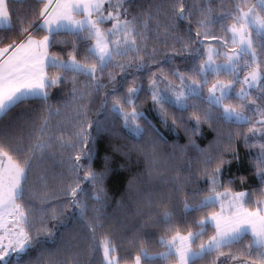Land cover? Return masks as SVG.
Listing matches in <instances>:
<instances>
[{"label": "trees", "instance_id": "trees-1", "mask_svg": "<svg viewBox=\"0 0 264 264\" xmlns=\"http://www.w3.org/2000/svg\"><path fill=\"white\" fill-rule=\"evenodd\" d=\"M236 2L237 0H127V15L120 9L121 18L130 20L143 34L136 36V42L142 49L138 55L144 58L147 67L139 71L135 67L118 68L115 62L125 66L130 62H139L134 60L136 53H129L127 57L117 56L101 78L106 87L99 91L94 88L90 77L68 73L66 81L49 90L47 103L51 106L53 115L47 132L40 131L39 126L48 113L42 110L38 101L16 106L0 118V147L19 160L21 166L28 153L15 152V148H30L36 143L37 137L45 142L52 137L51 147L45 150L42 157L38 155L34 160L29 173L26 198L19 201L37 229L41 227L42 214L52 213L53 210L64 222L52 219L46 221L47 228L57 234L46 242L42 240L41 244L33 248L24 257V264H105L101 251V243L105 241L114 247L113 253L120 262H132L141 255L142 264H168V258L156 255L151 256L153 259H148L142 253L144 250L150 253L161 250L164 248L158 240L161 236L196 228L194 221L215 209L216 206L212 205L197 212L184 211L185 200L190 204L198 203L209 192L207 176L211 170L221 166L220 176L228 181L224 186L235 191L246 190L250 198L264 192L261 188L264 183L260 182L251 164L252 154L244 139L243 126L240 128L236 123L223 119L218 121L224 126L232 123V150L223 151L212 145L209 148V143L215 137L214 127L217 124L203 125L201 132L196 133L191 141L184 130L187 124L193 126L190 118L185 121L186 126L174 125L168 118L171 124L166 126L148 107L145 108L148 118L141 116L140 121L151 119L155 124L148 130L151 132L135 136L124 127L121 117L112 112L111 103L104 104L105 99H122L131 81L141 82L148 77L150 70L160 66L168 67L172 62L178 64L183 55L177 56L175 53L181 52L184 44H190L193 49H202L204 43L201 45L196 41H206L203 34L196 38L189 32L191 27L193 31L202 33L198 24V20L204 18L201 10L210 7L211 13L229 11L234 9ZM174 4L190 10V24L175 20ZM42 8L43 4L39 0H7L13 27L0 28V37L3 38L0 45L18 42L26 35L19 32L17 18L29 21L23 26L32 35L42 34L43 30L33 31L29 27L30 23L39 22ZM133 17L136 19L132 20ZM145 21L147 28L143 27ZM58 39L65 43L51 45L50 54H58L62 59L74 55L81 63L89 65L99 63L94 57L86 58L85 42L75 36L61 35ZM181 39L183 45L179 43ZM73 42L77 45L75 50ZM89 43L94 44L95 39ZM169 57H172V61ZM156 61L160 63L157 64ZM59 71L48 70L49 75H55ZM109 74L116 79L111 80ZM140 74L144 76L140 78ZM73 75L76 76L75 82L72 81ZM113 86L117 91L106 96ZM73 89L76 90V99L73 98ZM148 105L150 101L145 107ZM56 108L60 110L59 115L55 114ZM172 108L169 109L173 110ZM81 132L85 137L83 140L80 138ZM62 142L64 146H61ZM129 148H133V152L129 150L124 156ZM88 150L93 153L91 161L83 158V152ZM76 156L82 157L79 161L83 166L80 174L72 168ZM207 156L212 157L211 163H205ZM147 157L153 164L145 173ZM89 170L103 175V180L96 186H91L82 179ZM77 183L84 190L79 194L81 199L87 202L84 219L73 209L67 196L68 189ZM192 190L199 192V196L193 198ZM94 192H99L102 199L93 200ZM166 212L172 213V219L168 223L161 219ZM206 232L205 236L211 235L212 227H208ZM32 234L36 235L35 232ZM247 244H250L248 235L240 243L230 246L231 249L226 247L229 249L227 253L236 256L243 255L246 251L243 255L246 259L257 260V257L248 255L245 249ZM241 250L244 252H240ZM214 254L212 252L197 259L195 264H215Z\"/></svg>", "mask_w": 264, "mask_h": 264}, {"label": "snow or ice", "instance_id": "snow-or-ice-1", "mask_svg": "<svg viewBox=\"0 0 264 264\" xmlns=\"http://www.w3.org/2000/svg\"><path fill=\"white\" fill-rule=\"evenodd\" d=\"M43 4V8L39 12V22H32L29 27L33 31L43 30L47 32L40 39H36L29 29L23 25L29 23L27 19L17 18L19 24V32L24 35V39L19 42H13L6 47L0 48V118L14 107L26 102H39L42 110L47 111L48 115L43 117V122L40 124V131L47 132L50 117L53 115L51 106L48 105L50 89L58 87L68 79V73L84 74L91 78L94 88L99 91L106 87L101 82V78L107 69L113 65L115 57H127L129 53H136L134 60L139 63H129L127 66L115 62L118 68L135 67L137 71L147 67L144 63V58L138 54L142 50L136 42L137 35L140 33L138 27L128 19L121 20L120 9H123L127 15L125 4L127 0H39ZM244 5L248 4V0H242ZM242 3L236 4L235 11L223 13L218 17L211 15V8L201 10L203 19L198 20V24L204 30L193 31L189 27L191 36L199 38L202 34L204 39L208 38V26L224 20L226 17H231L235 21L229 25H222L226 31L230 33V39L223 37H213L217 43L223 45L226 49L221 52L218 48H208L206 52H202L200 48H191L190 44H184L181 52L175 55H184L187 53L192 57L206 55V59L202 63H197L192 66L191 70L202 77V83L194 80H189L188 77L181 74L179 69H174L172 75L176 76L181 81H187L182 84L181 88L185 90L172 92L170 95L167 90L156 91L157 81L153 79L150 87L152 88V100L164 109L166 103L177 105L187 109L189 107H198V105L189 101L194 98L205 100L209 107L204 115L205 120L224 119L227 122H234L237 125L251 123V118L247 115L245 109L250 108L254 112L258 109L255 100L248 101V97L253 90L258 91L259 98L264 100V0H257L244 10ZM105 4L116 9L115 12L108 11L105 14ZM174 18L177 21L191 23L189 19L190 10L183 7H178V4L173 5ZM77 14L82 16L77 19ZM95 14V19L93 15ZM133 17L132 20H135ZM115 20L113 26L107 29V32L101 29L100 25L105 21ZM13 27L11 16L7 9L6 0H0V28ZM143 27L147 28V22H143ZM176 25H173L175 28ZM255 32V35L253 34ZM120 35V39H111ZM61 35L75 36L78 40L85 42L84 47L87 52L86 58H95L99 61L98 64H84L70 55L68 59H62L58 54L49 53L48 49L51 45L62 44L65 41L58 39ZM95 43H89L92 39ZM3 38L0 37V40ZM146 39V37H145ZM199 44H203L204 40H197ZM181 43H183L181 39ZM231 43L234 46L231 51H228V45ZM257 46L260 52L257 53ZM77 45L73 42V49ZM145 48L147 45L144 46ZM155 52V50H153ZM223 55L225 61L216 63L215 56ZM159 64V61H156ZM60 70L55 75H49L48 70ZM248 69V74L241 77V70ZM227 73L233 79L229 82L217 81L211 88L208 89L207 95H204V87L209 83L208 77ZM100 74L99 76L97 74ZM155 75V74H154ZM111 80H115L114 76L109 74ZM162 79L163 77H159ZM76 76H72V81L75 82ZM237 84H243L244 87L236 88ZM117 88L112 87L110 93H115ZM140 88L129 87L126 95L121 98L113 97L111 101L105 99L104 104L111 103L113 113L119 115L124 122V127L132 130L136 135H142L147 131L142 125L137 123L138 118L143 114L132 107V110L125 111L124 105H132L133 97L137 96ZM76 90L73 89V98ZM235 97L243 103L239 109L224 103L226 99ZM216 108L219 115H214L212 109ZM59 108L55 109V114L59 115ZM264 114V113H262ZM200 117H195L197 124L200 122ZM264 125V120L259 121ZM176 124V121H173ZM253 136L259 134L264 138V128L250 129ZM80 138L85 137L83 132L80 133ZM232 137H230L231 139ZM52 137L48 142L36 138V143L30 148L20 147L14 149L18 153H28L27 159L21 162L14 159L9 152L4 151L0 147V264H24V257L30 253L42 240L47 241L54 237L57 233L49 230L46 226L48 219L60 221V216L52 213H44L40 217L41 227L37 229L30 221L28 214L24 211L21 204L17 201L26 198L28 191L27 185L29 181V173L33 167L34 160L37 156H43L46 149L51 147ZM59 139V138H57ZM248 137L245 136V140ZM194 145V142H193ZM63 145V142L61 143ZM71 146V145H69ZM195 146V145H194ZM260 149L264 150V143L260 144ZM93 153L91 150L83 152V158L91 161ZM81 156L74 158L72 168L77 174L82 172L83 166L79 163ZM212 157L207 156L205 163H211ZM259 175L264 180V156L260 159L258 166ZM219 168L213 169V174L208 177V181L212 187L209 189L210 194L203 196L198 203L190 204L187 200L184 201V211L197 212L209 208L212 205L219 204L221 212H212L202 219L195 220L194 223L198 227V231H189L187 235H181L177 232L166 240L160 238V243L167 247L168 251L156 254L158 257L167 259L175 256L178 264H195L197 259L204 258L207 254L217 252V260L220 257L228 259H238L235 255L225 253L223 248L230 247L240 243L246 235H251L252 241L245 245V249L250 257L255 256L259 260V264H264V201L252 200L257 207L249 209L245 207L246 197L250 198V194L245 192L232 193L230 190L225 192H217L215 186L219 183L218 173ZM82 179L91 186H96L103 180V175L97 174L94 171H87L82 176ZM83 188L79 183L68 189L67 196L70 198V203L79 217L84 219L87 210V202L81 199L79 194L83 193ZM193 198L199 196V192L192 190ZM93 200H101L99 192H94ZM224 199L228 201L230 209L227 215L224 214ZM31 202V201H30ZM165 223L172 219V213L166 212L161 218ZM187 218H185V221ZM215 229V235L211 236L207 243H201L197 248L192 245L195 241L202 237L207 227ZM33 232L36 233L33 236ZM105 264H116V261L109 258L110 253L115 249L110 242L105 241L102 245ZM144 255L148 259L153 257L148 256L146 250ZM136 264H140L141 257L135 258ZM241 264H257L256 260H244Z\"/></svg>", "mask_w": 264, "mask_h": 264}, {"label": "rangeland", "instance_id": "rangeland-1", "mask_svg": "<svg viewBox=\"0 0 264 264\" xmlns=\"http://www.w3.org/2000/svg\"><path fill=\"white\" fill-rule=\"evenodd\" d=\"M240 2L242 3V0H237L236 4ZM257 0H248V4L244 5L242 3V6L244 7V10L247 11V8L253 4H256ZM236 4L234 9L229 10V11H217L216 13H211V15L213 17H218L223 13H228L230 11H235L236 8ZM105 8V14H107L108 11H112L115 12L116 9L109 7L108 4H106L104 6ZM264 14V13H262ZM96 18V17H95ZM121 20H123V18H121ZM235 21L233 20V18L231 17H226L224 20L219 21L215 24H211L208 26V38L206 39V41L204 40V44L202 45V52H206V50L208 48H218L221 52H224L226 49L223 47L222 44L217 43L215 39H213V37H223L224 39H230V33H228L225 29V27H223L222 25H229L234 23ZM115 23V20H110V21H105L104 23H102L100 25L101 29L104 30L105 32H107V29L111 28L113 26V24ZM203 29H202V33H203ZM255 35V32L253 33ZM121 36L118 34L116 37H112L111 39H120ZM181 41L179 40V43ZM183 45V43H182ZM233 47H237L232 45L231 43H229L227 50L231 51V49ZM184 46L182 47L183 50ZM192 48V46H191ZM260 52V48L257 46V53ZM168 58V57H167ZM170 60L172 61V57H169ZM207 57L206 55H202L199 57H192L187 55L186 53H184L183 56H181V58L179 59V63L175 64L174 62H172V65L165 67V66H160L158 68H155L153 71L150 70L148 73V77L146 79H142V83L139 81H131V83L129 84V87H138L140 88L139 93L137 94V96H134L133 99V104L124 105L125 111H131L132 107H135L137 111L141 112L144 117H147L148 113L145 110V108H150L160 119V121L162 122V124H165L166 126H170L171 122L173 124V121H176L175 125L178 124H184V126H186L187 122H185L186 120H189L191 122H193V126H189L187 124V127L184 129L185 133L187 134L189 140L193 141V138L195 136L196 133H200L201 132V127L203 125H210V124H217L216 127H214L215 131V137L214 139L209 143V148L212 146L214 147H219L221 148L223 151H229L232 150L230 147V137H231V125L232 123H229L228 125L224 126L222 124H220L218 121L220 119H212V120H205L204 119V115L208 110V103L205 100H202L200 98H194L193 100H190L189 103L192 104H196L198 105V107H189L187 109L181 108L177 105H173L170 103H166L164 105V109L162 110L160 105L156 104L153 100H152V88L150 87L151 85V81L153 79H156L157 81V89L156 91H161V90H167L169 95L172 92L175 91H180V90H185L182 89L181 86L182 84H186L187 81H181L180 79H178L176 76L172 75V72L174 69H179L180 73L185 75L186 77H188L189 80H194L198 83H202V77L200 75H198L197 73L193 72L191 70L192 66H194L197 63H202L203 60H205ZM214 60L216 63H221L225 61V57L223 55L220 56H215ZM155 74V75H154ZM248 74V70L242 69L241 70V77H243L244 75ZM144 76V74H140V78H142ZM163 77L162 79H160L159 77ZM233 79V77L229 76L227 73H220L219 75H213V76H209L208 80L209 83L204 87V95H207L208 89L211 88V86L216 83L218 80L219 81H224V82H229ZM128 87V88H129ZM241 87H244L243 84H237L236 88L239 89ZM127 93V91H126ZM126 93L123 95V97L126 95ZM251 100H255L256 104L258 106V109L254 112L253 110H251L250 108L245 109L247 115L251 118V123H244V124H240L239 127L241 128L243 126V128L245 129V134H244V139L245 136L248 137V139L246 140L247 143V148L248 151L250 152V154H252V159H251V164L255 169V172L257 174V176L259 177L260 182L264 183V180L261 179V176L259 175V165H260V159L262 156H264V150L260 149V144L264 143V138H262L259 134H257L256 136H253L250 133V129L256 128V129H261L264 128V125L260 124L259 121L264 120V100L259 98V93L256 90H253L251 92V95L248 97V101ZM150 101V105H148L147 107H145L146 103ZM225 104L227 105H231L234 108L239 109L241 107V105L243 103H247V101H240L235 97L226 99L224 101ZM174 107V108H172ZM172 108L173 110L169 109ZM213 114L214 115H219V111L213 107L212 109ZM200 117V122L199 124H197L195 117ZM148 118V117H147ZM171 120V122L168 120ZM122 119V118H121ZM224 120V119H223ZM225 121V120H224ZM124 125L123 119L121 121ZM137 123H139L140 125H142L144 128L147 129V133L151 132L148 131L151 127L152 124H155L151 119L149 120H142L140 121V118H138ZM131 134H134L135 136H137L132 130L126 128ZM129 150L131 152H133V148L132 150L129 148L127 151H125L126 153H124V156H126L129 152ZM145 156V155H144ZM151 157H153L152 155H150ZM153 164V162L151 161V159L149 157H147L146 160V166L144 167L145 169V173L146 171L149 169L148 167H151ZM219 166V165H218ZM215 167V168H219L220 172L218 173L219 176V183L215 186L216 191L217 192H225L227 190H230L232 193H237V192H246V190H232L231 188L225 187L224 184L226 182H228L227 178L220 176L222 174V167ZM209 175L207 176V179L209 176H211L213 174V170H211L209 173ZM131 186H129L130 189ZM209 189L212 187L211 183L209 182L208 185ZM261 188L264 189V184L263 187L261 186ZM260 188V189H261ZM132 190L134 191V189L132 188ZM210 192H208L206 195H209ZM252 200H259V201H264V192L261 194H256V195H252L251 198L246 197V203H245V207L249 208V209H255L257 207L256 204H254L252 202ZM19 204H21V202L18 200L17 201ZM225 207H224V214L227 215L230 211V209L228 208V201L227 199H224L223 201ZM119 204V203H118ZM22 206V205H21ZM215 209L210 211L208 214H206L205 216H203L202 218L206 217L207 215H209L212 212H216L219 213L221 212V208L219 204H215ZM23 207V206H22ZM24 209V208H23ZM25 211V209H24ZM201 218V219H202ZM210 227V226H209ZM208 229V227H207ZM206 229V231H207ZM198 227L194 228L191 227L189 228V230L186 231H175V232H171V233H166V235H163L161 237H164L166 240H170L171 237L173 235H175L177 232H179L181 235H187V233L189 231L195 232L198 231ZM213 232L211 233V235H209L208 237L205 236V234L200 237L199 240L195 241L192 245V247L195 249L198 247L199 244L201 243H207V241L210 239L211 236L215 235V229L212 228ZM207 233V232H205ZM160 237V238H161ZM160 238L158 239L160 241ZM248 241L249 243H251L252 241V237L251 235H248ZM104 242L101 243V251H102V257H103V261L105 263L104 260V255H103V245ZM164 248H162L159 251L150 253L147 252L148 255L150 256H156V254L158 253H164L167 252L168 249L166 246L163 245ZM229 249H231V247H228ZM229 249L223 248L222 251L227 253ZM240 252H244V250H241ZM246 254L243 253V255ZM215 264H241V261L244 260H248L246 259L247 257H244L243 255H236V257L238 259L236 260H229L226 257H220L219 260H217V256L219 255V253L215 252ZM142 256H144V251L142 253ZM139 257H141V255H139ZM110 259L116 261V264H136V260L132 261V262H120L117 258V255L113 252L110 253L109 256ZM169 261L168 264H178L177 259L175 256L169 257L167 259ZM257 264H259V260L257 259ZM140 264H142L141 260H140Z\"/></svg>", "mask_w": 264, "mask_h": 264}, {"label": "crops", "instance_id": "crops-1", "mask_svg": "<svg viewBox=\"0 0 264 264\" xmlns=\"http://www.w3.org/2000/svg\"><path fill=\"white\" fill-rule=\"evenodd\" d=\"M6 4H7V0H6ZM82 18V16L80 15V14H77V19H81ZM93 19H95V14L93 15ZM44 35H47V32L46 31H43V33L42 34H40V35H33L36 39H40V38H42ZM24 39V38H23ZM22 39V40H23ZM21 41V40H20ZM19 42V41H18ZM2 47H6V46H2V45H0V48H2ZM48 51H49V49H48Z\"/></svg>", "mask_w": 264, "mask_h": 264}]
</instances>
